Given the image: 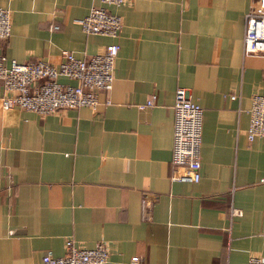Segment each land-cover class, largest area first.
<instances>
[{"label": "crops", "instance_id": "1", "mask_svg": "<svg viewBox=\"0 0 264 264\" xmlns=\"http://www.w3.org/2000/svg\"><path fill=\"white\" fill-rule=\"evenodd\" d=\"M252 2L124 0L106 6L122 22L110 39L74 21L97 0H0L6 60L55 61L61 50L80 58L118 44L111 89L94 110L0 106V264H41L46 251L62 255L65 238L104 242L103 264L264 259V137L245 134L250 99L264 94V55L243 53ZM178 87L203 109L198 182L170 178ZM149 94L155 105L138 109Z\"/></svg>", "mask_w": 264, "mask_h": 264}, {"label": "built area", "instance_id": "2", "mask_svg": "<svg viewBox=\"0 0 264 264\" xmlns=\"http://www.w3.org/2000/svg\"><path fill=\"white\" fill-rule=\"evenodd\" d=\"M98 5L89 8L87 14L74 21L87 35H99L110 39L118 36L122 22L120 16L110 13L106 6L118 7L124 0H97ZM51 30L57 25H50ZM10 34L9 10L0 7V39ZM118 44L111 41L101 52L75 57L61 50L55 61L34 59L18 63L6 60L0 54V106L2 110L17 108L39 116L54 114L81 106L94 110L98 105L99 93H108L113 82L114 59ZM243 53L264 55V0H253L245 14ZM59 78L74 81L63 83ZM237 96L231 94L230 98ZM156 95L149 94L138 109L155 105ZM108 103L107 100L104 102ZM171 175L173 181L198 182L200 179V144L202 135V107L192 101L186 88L178 87L174 92ZM249 122L246 138L264 137V94H254L248 109ZM146 203L141 201L142 217ZM240 214L231 207V215ZM264 234V226H263ZM107 260L104 242L95 241L90 248L74 244L71 238L63 241V253L53 256L46 251L40 258L41 264H103ZM138 257L131 256L126 264H137ZM246 264H264V259L251 256Z\"/></svg>", "mask_w": 264, "mask_h": 264}]
</instances>
